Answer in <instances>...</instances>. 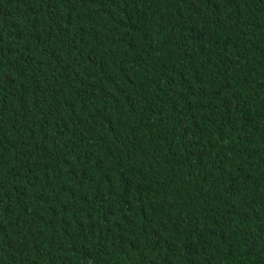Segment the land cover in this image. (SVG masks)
Instances as JSON below:
<instances>
[{
  "label": "trees",
  "instance_id": "16d2710c",
  "mask_svg": "<svg viewBox=\"0 0 264 264\" xmlns=\"http://www.w3.org/2000/svg\"><path fill=\"white\" fill-rule=\"evenodd\" d=\"M0 264H264V0H0Z\"/></svg>",
  "mask_w": 264,
  "mask_h": 264
}]
</instances>
